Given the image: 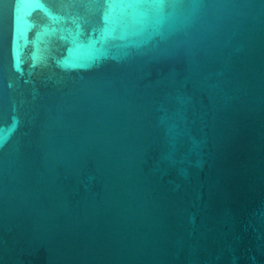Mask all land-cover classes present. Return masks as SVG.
Returning a JSON list of instances; mask_svg holds the SVG:
<instances>
[{"label": "water", "instance_id": "95a60500", "mask_svg": "<svg viewBox=\"0 0 264 264\" xmlns=\"http://www.w3.org/2000/svg\"><path fill=\"white\" fill-rule=\"evenodd\" d=\"M0 264H264V0H0Z\"/></svg>", "mask_w": 264, "mask_h": 264}]
</instances>
